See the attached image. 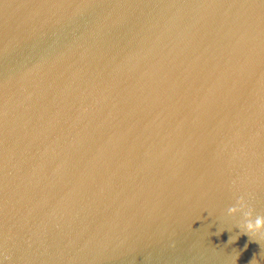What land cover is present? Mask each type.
Here are the masks:
<instances>
[{"label": "water", "instance_id": "water-1", "mask_svg": "<svg viewBox=\"0 0 264 264\" xmlns=\"http://www.w3.org/2000/svg\"><path fill=\"white\" fill-rule=\"evenodd\" d=\"M264 0H0L3 264H264Z\"/></svg>", "mask_w": 264, "mask_h": 264}, {"label": "clouds", "instance_id": "clouds-1", "mask_svg": "<svg viewBox=\"0 0 264 264\" xmlns=\"http://www.w3.org/2000/svg\"><path fill=\"white\" fill-rule=\"evenodd\" d=\"M248 205L244 197H240L236 204L228 209L229 215H235L238 212L243 214V223L241 227L248 234H257L264 232V216L253 215L251 210L245 211ZM3 264V261H0Z\"/></svg>", "mask_w": 264, "mask_h": 264}]
</instances>
